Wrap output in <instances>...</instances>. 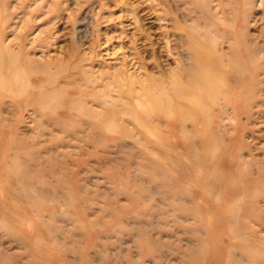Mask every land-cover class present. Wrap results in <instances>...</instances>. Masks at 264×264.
Returning <instances> with one entry per match:
<instances>
[{
	"label": "rangeland",
	"instance_id": "rangeland-1",
	"mask_svg": "<svg viewBox=\"0 0 264 264\" xmlns=\"http://www.w3.org/2000/svg\"><path fill=\"white\" fill-rule=\"evenodd\" d=\"M0 264H264V0H0Z\"/></svg>",
	"mask_w": 264,
	"mask_h": 264
},
{
	"label": "bare ground",
	"instance_id": "bare-ground-1",
	"mask_svg": "<svg viewBox=\"0 0 264 264\" xmlns=\"http://www.w3.org/2000/svg\"><path fill=\"white\" fill-rule=\"evenodd\" d=\"M199 61H200V58H199ZM200 68H203L205 70H211V71H214V67L212 66V64H209V63H206V61H200ZM213 74H216V70L213 72ZM195 85L198 86V87H201L202 85V80L201 79H197L195 81Z\"/></svg>",
	"mask_w": 264,
	"mask_h": 264
}]
</instances>
